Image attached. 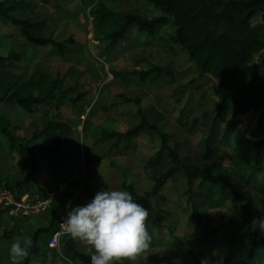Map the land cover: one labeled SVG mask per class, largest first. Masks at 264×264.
<instances>
[{
	"label": "rangeland",
	"instance_id": "374dc122",
	"mask_svg": "<svg viewBox=\"0 0 264 264\" xmlns=\"http://www.w3.org/2000/svg\"><path fill=\"white\" fill-rule=\"evenodd\" d=\"M4 2L18 6L17 17L29 19L34 34L66 43V50L33 46L19 27L0 21V56L10 57L0 63V76L8 75L18 84L42 81L39 96L44 99L58 81L53 96L62 97L65 105L56 110V101L49 100L33 105L30 112L14 100L7 102L0 105V129L18 139V145L54 147L43 130L49 123H67L72 128L66 137L70 145L62 150L72 158L50 155L48 162L39 158L32 179L30 154L12 149L8 136L0 133V188L10 185L25 198L33 193L53 196L50 209L38 215L12 216L0 205V264H10L8 249L14 237L32 240L52 221L59 227L71 207L87 203L102 188L126 190V186L150 196L142 206L149 212L151 241L146 252L122 264H224L234 256L233 233L224 226L227 219L242 221L243 213L232 196L223 198V208L211 209L208 195L198 185L190 190L182 174L151 196L155 179L171 167L159 136L144 131L118 141L106 135L126 133L139 125L140 109L151 124L169 135L170 146L185 164L226 170L232 184L254 198V228L264 232L259 228L264 220V145L259 154L263 171L255 175L244 169L246 155L237 145L242 136L264 141V109L242 115L239 126L226 136L230 110L214 123L218 80L200 74L187 51L173 43L177 30L173 18L158 26L153 36L131 26L107 53L111 33L125 23L119 16L153 21L165 14L146 0H0ZM98 3L103 12L113 14L105 21L91 14ZM253 64L264 77V51ZM143 73H149V78L143 80ZM40 241L51 248L47 236ZM76 247L90 257L81 242L76 241ZM54 251V258H34L30 264H85L66 258L60 247ZM259 264H264V258Z\"/></svg>",
	"mask_w": 264,
	"mask_h": 264
},
{
	"label": "trees",
	"instance_id": "16d2710c",
	"mask_svg": "<svg viewBox=\"0 0 264 264\" xmlns=\"http://www.w3.org/2000/svg\"><path fill=\"white\" fill-rule=\"evenodd\" d=\"M156 8L162 10L164 17L150 21L141 17L127 15L120 17L124 20L123 26L110 35L111 45L107 51L111 52L119 39L124 37L131 26H137L138 32L153 36L158 26L164 25L173 18L177 28L172 37L174 44L183 47L192 62L198 67L200 74H211L216 77L218 84L215 88L219 102L216 106L217 123L230 110L232 118L227 125L226 136H229L240 124V117L251 110L264 109V77L253 64L254 58L264 51V22L255 26L249 24L253 17H264V0H146ZM102 2V0H99ZM19 8L15 4L4 2L0 4V21L11 22L20 28L23 38L36 47L52 46L60 53L66 50V43H57L51 38L36 35L32 32L35 25L29 19L17 17ZM95 20L105 21L110 13L103 12L100 3L92 10ZM118 16V15H116ZM69 43H74L70 40ZM10 59L0 56V63ZM149 78V73H143L142 79ZM158 78V77H157ZM156 79V78H155ZM42 81L29 80L22 84L11 81L8 75L0 76V105L15 101L20 107L32 111L33 105H43L49 100H55L56 110L65 105L62 97H54V91L59 82L55 81L53 90L47 98H40ZM130 102V101H129ZM139 104V102H136ZM140 123L126 133H116L108 137H115L118 141L129 137H136L141 132L150 131L159 136L162 141V152H166L170 158L171 167L162 176L155 179L152 195L159 194L162 189L177 175L182 174L190 190L198 185L199 190L208 195L209 207L219 209L224 207L223 198L230 195L240 204L243 213L242 221L227 219L224 229H230L233 233L231 246L235 250L234 256L224 264H259L263 260L261 252L264 251V232L257 233L254 228V198L245 195L232 184L230 174L218 166L203 165L200 163L187 165L179 157L177 151L169 144V135L158 126L151 124L139 110ZM72 128L67 123H49L43 130V134L54 143V147L30 148L22 142L18 145V139L5 128L0 133L7 135L11 148L18 149L21 155L29 153L31 156V177L38 170V159L50 161V155L58 156L59 160L70 158L63 152V148L70 145L66 137ZM26 142V141H25ZM236 143V142H235ZM238 147L246 155L244 169L252 174L263 171V165L259 160V154L264 141L252 140L245 136L238 139ZM88 158V157H86ZM56 171V169H52ZM32 179H34L32 177ZM19 186V185H18ZM6 188L19 193L15 188L6 185ZM30 187L27 188L29 190ZM126 190L133 194L134 199L144 205L150 196L139 195L132 186H126ZM58 230V224L52 221L49 226L40 228L35 232L32 243L29 246V256L23 264H30L34 258L51 259L56 256L54 249L41 245V237L52 235ZM76 240L69 236H62L60 249L62 254L72 261H83L90 264V257L80 253L76 248ZM202 264V262H199Z\"/></svg>",
	"mask_w": 264,
	"mask_h": 264
},
{
	"label": "clouds",
	"instance_id": "9594fccd",
	"mask_svg": "<svg viewBox=\"0 0 264 264\" xmlns=\"http://www.w3.org/2000/svg\"><path fill=\"white\" fill-rule=\"evenodd\" d=\"M260 22H264V17L249 20L252 26ZM148 217V210L130 191L102 188L87 203L71 207L61 227L73 240L86 246L91 253L90 264H122L123 260H135L149 249ZM259 228L264 230V220ZM31 243L14 237L8 249L10 264H23Z\"/></svg>",
	"mask_w": 264,
	"mask_h": 264
},
{
	"label": "built area",
	"instance_id": "2783aa9c",
	"mask_svg": "<svg viewBox=\"0 0 264 264\" xmlns=\"http://www.w3.org/2000/svg\"><path fill=\"white\" fill-rule=\"evenodd\" d=\"M52 197L44 198L39 193H33L30 197L25 198L12 190L0 189V205L12 216H30L45 213L51 207ZM62 236L68 235L62 229L60 223L58 230L50 239L49 246L52 249L59 248Z\"/></svg>",
	"mask_w": 264,
	"mask_h": 264
},
{
	"label": "crops",
	"instance_id": "0c3cea01",
	"mask_svg": "<svg viewBox=\"0 0 264 264\" xmlns=\"http://www.w3.org/2000/svg\"><path fill=\"white\" fill-rule=\"evenodd\" d=\"M47 137V136H46ZM50 141V140H49ZM51 142V141H50ZM53 143V142H52ZM72 157H70L69 159H71ZM64 159H66V158H64ZM38 163H39V159H38ZM38 171V170H37ZM53 171V170H52ZM55 173L57 172V170L56 171H54ZM37 173V172H36ZM34 184H36L35 182H33ZM37 185V184H36ZM3 188H6V185H4L3 187H1L0 189H3ZM61 188H65V184H63L62 186H61ZM6 189H8V188H6ZM9 190H11V189H9ZM6 210V209H5ZM7 211V210H6ZM20 217H24V216H20ZM26 217V216H25ZM76 245V244H75ZM77 248V247H76ZM78 250V249H77ZM80 252V251H79ZM81 253V252H80ZM86 255V254H85ZM88 256V255H87Z\"/></svg>",
	"mask_w": 264,
	"mask_h": 264
}]
</instances>
